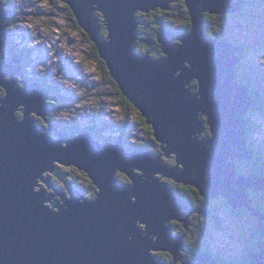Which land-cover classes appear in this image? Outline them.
Here are the masks:
<instances>
[{
	"label": "water",
	"instance_id": "1",
	"mask_svg": "<svg viewBox=\"0 0 264 264\" xmlns=\"http://www.w3.org/2000/svg\"><path fill=\"white\" fill-rule=\"evenodd\" d=\"M57 2L70 6L77 24L89 34L105 60L111 80L143 112L157 140L167 144L163 149L165 155L171 160L177 159L184 169L178 164L164 163L163 154L154 155L150 149L128 151L122 135L103 141L86 128L72 137L68 132L58 131L52 123L48 130L57 131L48 133L38 124L34 113L46 116L51 111L47 103L51 98L50 89L28 78L23 81L25 87L17 86L16 77L23 76L22 54L12 53L11 63L4 62L0 67V91L3 88L7 91L5 96L0 93L6 97L0 99V264H169L149 255L150 249L171 251L175 259L182 261L180 251L184 250L185 235H172L174 228L170 221L185 215L189 204L171 182L154 179V173L196 186L205 197L218 199L224 195L234 208L247 206L260 217L264 235V215L247 200L249 188L264 189V177L240 176L233 166L235 156H251L243 142L250 97L231 77L235 63L243 55L236 56L237 46L210 39L198 27L202 11L233 12L239 9L240 2L187 0L196 26L193 30L187 28V32L159 29L167 56L161 59L143 55L144 52L140 54L136 49L140 36L136 16L137 12L149 13L155 9L151 6L168 9L170 0ZM1 10L3 47L4 28L8 23L1 24L2 19L9 18L5 16L9 10L0 7ZM103 26L109 31L107 35L102 32ZM184 61L192 68L182 66ZM178 69L182 72L176 77L174 73ZM7 72H13L12 82H4ZM194 77L199 80L196 94L189 92L191 87L183 88ZM19 105H22L20 109ZM200 109L208 116L210 128H205V132L210 130L209 137H212L208 141L191 137L203 130ZM19 110L24 111V120L17 117ZM171 153L175 154L174 158ZM228 157H232V163ZM54 161L64 163L61 166L76 165L79 170H85L99 187L98 197L86 198L72 185L67 193L50 178L45 179L42 173L56 168ZM122 172L133 183L119 177L118 173ZM59 175L63 177L61 169ZM144 176L148 179H142ZM37 178L50 184L63 198L62 205L58 200H51L52 194L44 196V189L34 191L33 187L39 186ZM46 201L59 211L51 210ZM191 212L210 215L206 207ZM183 220L189 227L188 217ZM139 221L146 224V231L138 227ZM157 232L156 241L149 239V234ZM195 255L197 264H217L211 254ZM251 264H264V240L259 242Z\"/></svg>",
	"mask_w": 264,
	"mask_h": 264
},
{
	"label": "rangeland",
	"instance_id": "2",
	"mask_svg": "<svg viewBox=\"0 0 264 264\" xmlns=\"http://www.w3.org/2000/svg\"><path fill=\"white\" fill-rule=\"evenodd\" d=\"M12 1L22 2L23 0H12ZM25 1L27 3L30 2V0H25ZM31 1L33 2V4H29L25 7V11L27 13L22 15V18L27 20L29 27L32 30H34L35 34L42 35L43 40H45L47 44L49 45V47L51 48L50 52H48V50H45L41 52L36 51V52L31 53V57H30L31 61L32 59L35 60L38 55L42 56L43 60L49 59L51 55V58L52 57L53 58L51 60H47V62L50 65L55 63V66L53 68V71H54L53 78L56 77V79L63 81V83L65 82L68 86L72 87V91L76 95L82 96V98L74 102L72 106L66 105V106H63L62 109L58 110V114H57L58 118H68V117L70 118L72 116L76 117L78 115L77 113L78 109H81L80 110L81 113H86L87 111L89 112L99 111L104 116H107L109 118H111L115 114L118 115L119 110L117 109H119V107L117 106V104L119 101H115V100H119V98L116 93V87L112 82H110L105 77V70L103 69L102 63H101V60L103 59L96 56L95 54L96 50H95V44H94L95 42H93L89 34L85 32L79 25L76 26L70 20H68L66 9L65 10L60 9L59 4H62V3L57 2L59 3L58 6L53 8L52 4L41 3L40 0H31ZM45 1L47 2V0ZM236 1L238 3L240 2V7L238 10H234V11H241L244 7L247 9V5L251 2L249 0H242L243 2L240 0H236ZM170 2L173 4L172 0ZM251 3H252V9L248 8L247 13L245 14L246 16L242 22L238 23L236 17H230L228 19H224L225 13H229V12H225L222 15V17L219 18V20L215 22L213 20H211L210 22L208 18V21L210 23L208 25V30L214 29L218 34L220 35L222 34V36L227 41H229L232 45H235L238 48H240V50L239 51L236 50V52H238V54H240L241 56L243 55L242 60L245 59L246 62H248L250 65H254V67L250 70L249 76H248V77L253 78L254 76H256L258 72H260L261 75L264 76V11L262 10L254 11L253 10L254 2H251ZM177 6H180V5H177ZM204 12L209 13L208 10H205ZM150 13L153 14L155 13V11L151 10ZM46 16H49L48 22H46L45 20ZM149 18L154 19L153 15ZM5 20L6 19H2L1 25L4 26L6 24ZM167 22L168 23L164 25L163 27L164 29L170 28L171 31L186 32V29L181 26V22L179 19H177V17L172 16L167 20ZM103 23L104 25H107L106 21L105 22L103 21ZM155 26L157 27L158 25L155 24ZM143 27H146V26H143ZM143 27H142V30L144 32L150 30L149 27H147V30L143 29ZM103 31L105 32V30ZM236 34H238V36ZM141 37L145 38L147 37V35H143ZM214 37H218V36H214ZM31 42H32L31 36L29 35L24 36L22 40H20L19 47L23 48L26 45H28L29 47H32L33 45L28 44ZM167 42H170V39H168ZM247 43H249L248 45L251 46L248 49L246 47ZM166 47L170 48V45H167ZM145 48L149 49V47L146 45H145ZM63 54L70 55L71 57L75 58L74 59L75 62L72 67L73 70L71 73L76 78L62 77L61 74H64V68L60 66V70H59L58 62L61 56H63ZM150 55L157 56L159 57V59L162 58L156 54L154 55L150 54ZM248 55H251V56L248 57ZM83 57H89V60L87 59L84 61ZM38 59L35 60V62H37L36 67L39 70L46 69L45 64H43L44 62L42 61L39 62ZM182 64H184L185 66H188L189 67L188 69L192 68V66L187 61H184ZM236 64L238 63L236 62L235 65ZM0 67H3V65H0ZM81 68L83 69V72L85 74L84 76L80 74ZM33 69H34L33 66L28 67V71H32ZM55 73H58L59 75L55 76ZM179 75H181V72L177 70L174 73V76L177 77ZM235 75L239 80L238 82H240V76L238 74H235ZM16 78L17 80H15V83H19V78L18 77ZM3 79H4V82L13 81V79H9L7 75H4ZM80 79L84 81H80ZM238 84L241 85V83H238ZM248 84L249 83H247L246 85ZM59 85H61L60 82H59ZM194 85H195L194 82L191 80L189 83L185 84L187 88L194 86ZM241 86L247 89L245 87V84ZM246 91L253 99L255 100L256 98L257 100L259 99V96L257 97L258 93L254 94L251 92L250 89H247ZM263 91H264V88H263ZM196 93H198V90L196 91ZM4 98L6 97H3L0 95V99H4ZM1 105L2 103H0V107ZM3 105H6V103ZM20 106L22 105L18 106L19 109H20ZM20 112H23V116H24V111L19 110L17 111V117L19 119L23 118L24 120V117L20 116L19 114ZM14 114H15V111L13 112V115ZM141 114L143 117H145L143 115V112H141ZM133 115L134 116L136 115L135 111H133ZM30 116L31 118H33L32 114H30ZM204 116L206 115H204V113L201 112L200 118ZM132 118L136 119V117H132ZM203 125L206 129L210 128V125H208V118L205 119V121L203 122ZM91 130L93 131L94 134H95V130L98 132L102 131V129L100 128V122H98V126H95ZM134 132L135 133L131 134V138H130L131 141L133 142L136 141V138L132 137L136 133L140 134L142 137L145 138V134L144 132H142V129L140 127L138 129H135ZM195 134H193V136L191 137H197L200 140L207 138L203 131L199 133H195ZM161 143L164 145L163 142ZM64 146H66V143L64 144ZM166 147H167V144H166ZM162 152H163V155H165V151L162 150ZM173 155L175 154L174 153L170 154L172 158H174ZM173 162H174V159L170 160L169 164L172 166ZM63 164L64 163H61L59 161H54L53 165L56 167V171L46 170L42 173V176L45 179L47 177L50 178V181L52 180V183L57 184V180H59V178L64 180V177H61L59 175L60 168H57ZM177 164L180 165L182 169H184L182 164H179V163ZM177 164H175V166ZM72 166L77 168L76 165H72ZM135 171L143 175V172L138 170L137 168L135 169ZM155 177H158L159 181L161 180L162 182H165V183H169V182L175 183V180L173 178L164 176L162 173H154L153 178L157 180V178ZM113 178L116 180V176ZM142 179L147 180L148 178L144 176ZM149 181L153 182L152 179H150ZM37 183L39 184V186L35 185L33 187L35 192L40 191V189L42 188L45 190L44 193L46 196L50 197L51 194L53 195V198H51L52 201H55V200L60 201L62 199V197H60V195H58L57 192L53 188L50 187V184L47 185L40 178H37ZM131 183H133V180H131ZM206 198L209 199L210 201L218 200V199H214L213 197L211 198L206 197ZM133 200L135 201V197H133ZM247 200H248L249 205L253 206V201L251 200V198H249V196H247ZM45 204L49 206L51 210L55 209L54 211H59L58 207L55 208L49 201H46ZM221 217L223 221L222 227L220 225L215 226L214 223L211 224V221H213L211 219L208 222V224L202 230H200V232H198L197 235H195L196 241L199 242V244H201L202 241H205V243H209L211 247L214 250L218 251L221 255L243 258L248 248V242H247L246 237H251L253 230L251 229L246 230L245 228L247 225L243 223L242 220L235 214H230L228 212H225V214L222 215ZM241 218L247 219L246 216H243ZM170 222L172 223L175 222L174 218H172ZM170 222H167V223L169 224ZM145 226H146L145 223H140V221L138 222V227L143 228L144 231H146ZM163 226L166 227L165 224H163ZM213 229L217 231L218 230L221 231L220 237L215 236L213 240L205 239V238H211L210 236L207 237L205 234H213ZM145 235L146 233L144 232V236ZM151 238L154 239V241L157 240V236L154 234L151 235ZM214 242L216 243V246L213 245ZM215 248H218V249H215ZM166 252L168 251L160 250V249H153V250L150 249L149 255L156 256L158 258L163 259V257L166 254H168ZM150 261L151 259L149 258V262ZM179 261L180 260H178L177 262ZM195 261H196L195 259H191V262H195ZM174 262H175V259L173 262H169V263L173 264Z\"/></svg>",
	"mask_w": 264,
	"mask_h": 264
},
{
	"label": "trees",
	"instance_id": "3",
	"mask_svg": "<svg viewBox=\"0 0 264 264\" xmlns=\"http://www.w3.org/2000/svg\"><path fill=\"white\" fill-rule=\"evenodd\" d=\"M41 3H49L53 5V8L57 7L59 3H57V0H47V2L45 0H40ZM234 2H237L236 0H233ZM251 2H254V6H253V10L254 11H259L262 10L264 11V4L262 1L260 0H249ZM249 3L247 5V9L244 7L241 11H234V12H229V13H225L224 19H228L230 17H236L238 23L242 22L243 19L245 18V14L249 9H252V3ZM0 4H3V8L6 9V7H9L13 10V18L11 19V23L9 28L12 27H16L20 24L23 23L24 19L22 18V15L26 14L27 12L25 11V8H23L21 6V1L19 2H13L12 0H1ZM182 4V5H181ZM60 5V9L65 8L67 11V15H68V20H70L74 25H78L77 24V19L75 18L74 14L72 13V11L70 10V6L66 3H62L59 4ZM177 5H181L177 6ZM26 7V6H25ZM178 7V8H176ZM179 10H181L183 13H180ZM211 15L212 13L209 12ZM142 12H137V18L140 19V21L142 20L141 16H142ZM154 14H158L162 17H165L167 20L174 16L177 17V19L180 20L181 24L184 26V23L190 26V30H193L194 27L196 26V22H194V16L192 14V10L191 7L189 6L187 0H177V2L171 4V6L166 9V8H162L159 7L157 10H155ZM153 14V18L156 22H154L152 25L154 27L155 24H157L158 26L156 27L157 30H153L152 28H150L149 31H151L152 35L151 39L156 41L155 46L158 45V41H159V34H158V30L162 28V23L161 22H157V18L154 16ZM210 14L207 13H202V18L205 17L206 20H208V18H210L211 20H213L214 22L219 20V18L222 17L223 14H215L216 16H211ZM188 15L189 18H186L185 16ZM214 15V14H213ZM46 22L49 21V16L45 17ZM252 22V21H250ZM138 30L140 32V35L143 36L144 32L142 30V25L141 22L138 23ZM105 30V32L103 31ZM103 34L107 35L108 34V29L106 26H103ZM208 36L213 38L214 36H218L217 32L214 29H210L207 32ZM145 39V38H143ZM139 45L136 46V49L140 52H144L146 53V51L148 50L147 48H145V44L142 40H140L139 38ZM249 43L246 44L247 49L251 46L248 45ZM39 48V45H34L33 48L28 47L27 45L24 46L23 48H19L20 52L25 53L26 55V62H27V58L28 56L31 55V51L34 49ZM16 51V49H14ZM95 54L97 57L102 58L101 54L99 55V51L97 49H95ZM17 52V51H16ZM161 55L166 56V52L163 50L162 52H159ZM149 54H153L150 53ZM238 56H240V54H237ZM167 57V56H166ZM171 57V55H170ZM103 59V58H102ZM4 56H3V50L0 44V65H4ZM103 62H105V60H101ZM106 63V62H105ZM240 64L235 65L237 66L238 69V75L240 76V82H238V78L235 77V73L234 76H231L232 78H235L236 83H241V85H243L245 83V74H244V70L242 69V62H239ZM25 67H29L30 64L24 63ZM234 70V68H233ZM30 76H32V74H29ZM7 77L9 79H12L14 76L11 73H8ZM19 80V84H17V86L19 87H24V82L22 81L23 77L19 76L18 77ZM109 81L112 82L115 87H116V93L118 95V98L124 103L125 102V106H123L124 111L126 112L122 117H120L118 119V123L115 125L117 127V130H112L109 132H113L114 135H106L105 132L102 130L98 133H96V137L100 140H114L117 139L119 136L122 135L124 142L127 144L128 147V151L130 152H134V150H139L140 148L143 149H150L154 155H160L163 154L162 150V145L161 143L157 140L155 133H154V128L153 126L148 124V120L146 117H143L139 108L130 100V99H126V96L121 92V90L119 89V87L109 78ZM195 85L197 83H199L198 79H195ZM55 83H57V81H54ZM246 85V84H245ZM251 92L254 94H257V90H255V87L250 84ZM198 87H196L195 89H197ZM194 89V90H195ZM51 92L53 94H56L54 98H49L47 100V103L51 105V112H52V116H56L57 115V108L62 109L61 106V102H60V96L65 97L63 92V89L57 85L54 84L53 88H51ZM0 93L5 96L7 95V91L5 88H3ZM60 95V96H59ZM260 96H264L262 93L260 94ZM126 99V100H125ZM131 102V103H130ZM133 111H135L136 115H133ZM20 116H23V112L19 113ZM34 116L37 119L38 124H41L42 126L49 128L50 124L48 122V119L51 117L50 115L47 116H41L37 113H34ZM132 117H136V119H133ZM250 117V116H249ZM248 118V117H247ZM249 119V118H248ZM59 125H62V120H58L57 121ZM96 126V123H88V127L90 126ZM65 127L66 132L68 133H77V131L80 129L78 126H72L69 124L63 125ZM141 128L142 132H144L145 134V138L142 137L140 134L136 133L134 136L136 138V141H131V134L134 128ZM257 125L255 122L253 121H249L246 120V126H245V130H244V134L245 137L243 139L244 142V147L245 149L250 152L249 146H250V142L249 140H246L245 138L246 135L248 134L249 136H251V132H253L256 129ZM243 129V126H242ZM211 133L210 130L206 131L205 134L209 137V134ZM211 138V137H209ZM252 144V142H251ZM257 150V149H255ZM258 154L264 158V152L257 150ZM162 160L168 164V162L171 160V158L167 155H163L162 156ZM177 164V160L174 159L173 165ZM61 170L63 171V177H65V180H62L61 178H59V180H57V184L59 185V187L64 190L65 192L69 193V189L70 186L72 185L75 188H78L79 191L81 192V194H84L86 198L89 199H93L95 197H98V191H99V187H97L96 185H94L92 179L88 176L87 173H85L82 170H79L78 168H75L73 166L71 167H67V166H63L61 167ZM255 171L254 174H263L261 172V170L259 169H252ZM123 174L118 173L119 177H121L124 181L126 182H130L131 183V178L129 177L128 174L122 172ZM264 175V174H263ZM176 188L177 191H180L181 195L184 196L186 198V200L190 203V204H194L195 206H200V205H204L205 207H209L212 208L214 214L212 215V217H209L206 213H194V214H190V216H192L193 218H191L192 220V224L189 225V227H186V225L183 222H173V231H172V235H177V234H184L185 235V241L186 243H189L192 247L196 248V250L198 251V249H202L203 247L206 246L205 241H202V244H199V242L196 241L195 239V235H197L198 232H200L201 228L203 229L208 222L210 221V219L212 218L213 221H211V224L214 223L215 226L216 225H220L221 227L223 226V221L221 220V214H217L219 212L225 211L228 212L230 214H235L234 211L232 210V208L227 204L229 203L227 199L220 197L222 199L223 202H221L220 200H212L210 202H208V199L206 201V199L202 196L201 191L199 188H197L196 186H190L187 185L185 183H178L177 186H174ZM68 196H70L68 194ZM251 198L253 200V206L256 208H259L263 211L264 213V191H257V190H253L251 191ZM215 199V198H214ZM226 203L225 208L223 207V204ZM263 206V208H262ZM217 214V215H216ZM216 215V216H215ZM215 216V217H214ZM201 217V219H200ZM246 220V219H244ZM259 218L257 217H252L251 219H249L247 222V226H246V230L248 228H253L256 227V230H254V233L256 234L257 237H246L250 238L252 240H255V249H258V244L261 240H264V235L262 234V227L259 224ZM212 228V226H211ZM252 230V229H251ZM207 237H209L208 234H205ZM205 239H211V238H205ZM204 239V240H205ZM209 248H206L205 251H209ZM184 251V250H183ZM252 255L253 253L250 252L249 260L246 264H251L252 262ZM164 258L168 261V262H173L175 259V254L171 251L168 252V254H166L164 256ZM167 262V263H168ZM179 264H184L183 262H180ZM238 264H241V262H239Z\"/></svg>",
	"mask_w": 264,
	"mask_h": 264
},
{
	"label": "clouds",
	"instance_id": "4",
	"mask_svg": "<svg viewBox=\"0 0 264 264\" xmlns=\"http://www.w3.org/2000/svg\"><path fill=\"white\" fill-rule=\"evenodd\" d=\"M233 3H238V2H234L233 0H231ZM0 2H1V0H0ZM175 2H177V0L176 1H173V3H175ZM29 4H33V2L30 0V2L29 3H27L25 0H23L22 2H21V6L23 7V8H25V6H27V5H29ZM171 4L172 3H170L169 4V7L171 6ZM0 7L2 8V9H4L3 8V5H0ZM159 7H157V8H155V9H153L154 11L155 10H157ZM5 11H7V10H9V13L8 14H5V16H7V17H9V18H4V19H6L5 20V23H8L7 24V26L4 28V31H5V34H6V38H3V44H4V46L2 47V50H3V55H4V58H5V60H4V62L6 63V64H10L11 63V60L14 58V56H13V54L14 55H21L22 54V66H20L21 68H22V74H23V76L22 77H28L29 76V74H30V71H28V68L27 67H25L24 66V63H27V64H30V66H33V65H37V62H35V60L36 59H38L39 61H47V60H43V58H42V56H40V55H38L37 56V58L34 60V59H32V61H31V59H30V57H31V55L30 56H28V61L26 62V55H25V53H23V52H20L19 51V49H18V47H19V43H20V40H22V38L24 37V36H31L32 37V42L31 43H28V44H30V45H33L32 47H30V48H33L34 47V45H39V48H37V49H34V50H32L31 52L33 53V52H36V51H45V50H48V52H50L51 51V48L49 47V45L47 44V42L45 41V40H43V37H42V35L41 34H39V35H37V34H35V32H34V30H32L30 27H29V24H28V22H27V20L26 19H24V21H23V23L22 24H20V25H18V26H14V27H12V28H9V26H10V23H11V19L13 18V10L11 9V8H9V7H6V9H4ZM63 10V9H62ZM209 11V10H208ZM1 13L3 12V10H1L0 11ZM151 12V11H150ZM149 12V13H150ZM199 12H201V10H199ZM210 12V11H209ZM202 13H205L204 11H202ZM212 13V15L210 14V13H207V14H210L211 16H213V18H214V16H216L215 14H224L225 12H218V13H216V12H211ZM214 14V15H213ZM201 16H203V15H201ZM137 21H138V23L139 22H141L140 21V19H138L137 18ZM209 21L211 22V19L209 18ZM209 21L208 20H206L205 19V17L204 18H202V22H201V24H198V27H201L202 28V32H204L205 33V35L207 36V37H209L208 36V34H207V32L209 31L208 30V25L210 24L209 23ZM168 23V22H167ZM166 23V24H167ZM213 23V22H212ZM166 24H163L162 23V28L160 29V30H170L171 31V29L170 28H167V29H164L163 27H164V25H166ZM181 26L182 27H184L185 29H186V32H187V27H185V26H183L182 24H181ZM139 31V30H138ZM140 33V32H139ZM159 34V33H158ZM144 35H146V33L144 32ZM217 35H218V37H213V38H211V37H209L210 39H213V40H218V41H226V42H228V43H230L229 41H227L223 36H222V34L220 35V34H218L217 33ZM237 36H238V34H236ZM148 36V35H147ZM18 38V39H17ZM139 38H142L143 39V37H141V35L139 36ZM151 40H150V37H149V42H150ZM159 41H160V37H159ZM231 44V43H230ZM28 46V45H27ZM29 47V46H28ZM20 48V47H19ZM14 49H16V51L14 50ZM61 50V49H60ZM13 53V54H12ZM139 53L141 54V53H143V52H140L139 51ZM235 54L237 55L238 54V52H236L235 51ZM154 55V54H153ZM252 55V54H251ZM251 55H248V57H250ZM214 56H216L217 58H219V55H218V53H214ZM238 56V55H237ZM241 56V55H240ZM50 57H51V55H50ZM153 57H155V58H159V57H157V56H153ZM160 57H164V56H160ZM75 58L74 57H71L70 55H64L63 54V56H61V58H60V60H59V62H58V67H59V70H60V66L61 67H63L64 68V74H61L60 72V74L62 75V77H65V78H76L75 76H73L72 75V67H73V64H74V62H75V60H74ZM35 62V63H34ZM239 62H242V69L244 70V74H245V83L244 84H247V83H249L248 85H250V84H252L254 87H255V90H257V97L259 96V99L257 100V98H256V100L255 99H253L250 95H249V97H250V106H249V108L247 109V111H246V113H245V126H246V120H249V121H253V122H255L256 123V125H257V127H256V129L253 131V132H251V136H249L248 134L246 135V137L247 138H245L246 140H249V142H250V140H251V142H252V144H251V142H250V146H249V149H250V152H251V156L250 157H247V158H242V157H240V156H235L234 157V160H233V166L235 167V170H236V173L238 174V175H240V176H244V177H248V176H253V175H258V176H262V177H264V158L263 157H261L259 154H258V152H257V150H259V151H262V152H264V113L262 112V111H260V107H263L264 106V96H260V94L262 93L263 95H264V91H263V89H260V87H259V85H258V83L257 82H254V83H252V79L253 78H251V77H248L249 76V72H250V70L254 67V65H250L248 62H246V60L245 59H243L242 60V57L237 61V63L238 64H240ZM54 64V66H55V63H53ZM238 64H236V65H238ZM16 65V62H14L13 63V66H15ZM4 66V65H3ZM182 66H184V64H182ZM187 68H189V67H187ZM245 68L247 69L246 70V72H245ZM191 69V68H190ZM234 72H235V74H238V69L236 70V69H234ZM8 73H11L12 75H13V72H7V75H8ZM53 74H54V71H53ZM80 74L82 75V76H84L85 74H84V72H83V69L81 68V72H80ZM57 75H59L58 73H55V76H57ZM19 76H21L20 74H18V77ZM54 76V77H55ZM195 79H197L196 77H194V78H191V81H193L194 83H195ZM57 81V83H55L54 81ZM33 81H40V80H37V79H35V80H33ZM51 81L53 82L52 83V85L50 86V95H51V98H54L55 97V95L56 94H53L52 92H51V88H53V86H54V84H57V85H59V82L61 83V85H59L62 89H63V94H64V96L65 97H62V96H60L61 98H60V102H61V106L63 107V106H66V105H70V106H72V104L74 103V102H76L77 100H79V99H81L82 98V96H78V95H76L73 91H72V87H70V86H68L65 82L63 83V81H60V80H58V79H56V77L55 78H53V76H52V79H51ZM80 81H84V80H82V79H80ZM41 82V81H40ZM43 85H45L43 82H41ZM46 86V85H45ZM48 87V86H47ZM196 87H198L197 89H195ZM183 88L184 89H187V87L185 86V84L183 85ZM247 89H250L249 87H246ZM195 89V90H194ZM246 89V90H247ZM197 90H199V84L197 83L196 85H194V86H191V88L189 89V92H191L192 94H196V91ZM251 90V89H250ZM119 107V109H117V110H119V113H118V115H114V116H112L111 118H109V117H107V116H104L102 113H100L99 111H97V112H89V111H87L86 113H81L80 112V110L81 109H78V111H77V113H78V115L75 117H68V118H58V115H56V116H52V112L50 111L47 115H50L51 117L48 119V122H49V124H50V127H51V123H52V125H54V127H56V129L58 130V131H60V132H66V130H65V127L63 126V125H66V124H69V125H72V126H78L80 129L79 130H83V129H86V128H89V129H92V128H94L95 126H90V127H88V123H96V126H98V122H100V128L105 132V134L106 135H114L113 134V132H109V131H112V130H117V127L115 126L117 123H118V119L120 118V117H122L123 115H120L121 113H120V110H121V108H120V106H118ZM69 109V108H68ZM68 109H66V110H68ZM201 112H203L204 113V115H206V116H204V117H202V118H200L201 119V121H205V119L206 118H208V116H207V114L202 110V109H200V113ZM46 115V116H47ZM250 116V117H249ZM249 119H248V118ZM58 120H62V125H59L58 124ZM40 126L44 129V130H46L48 133H53V132H56L57 130H53V131H49L48 129L50 128H46V127H44V126H42L41 124H40ZM202 131L205 133V127H204V125L202 124ZM78 130V131H79ZM96 133H98V131H96L95 130V135H96ZM70 134V136H72V137H75L76 136V133L75 134H73V133H69ZM59 136V135H58ZM193 136V135H192ZM205 136L207 137L206 139H203L204 141H208L210 138L205 134ZM123 138V137H122ZM212 138V137H211ZM115 140V139H114ZM103 141H107V140H103ZM201 141V140H200ZM206 147H210V145H209V143H206ZM162 148L164 149V146H162ZM255 149H257V150H255ZM228 161L230 162V163H232V157H228ZM164 162V161H163ZM170 162V161H169ZM169 162H168V164H169ZM165 163V162H164ZM178 163V162H177ZM180 164V163H179ZM172 166H175V165H173L172 164ZM61 167H63V166H60V167H57V168H60L61 169ZM252 169H260L261 170V172L263 173V174H254L255 173V171L254 170H252ZM64 180H65V177H64ZM51 182H52V180H51ZM172 183V185L173 186H175V183H177V182H175V183H173V182H171ZM178 184V183H177ZM73 188H75V187H73ZM76 190H78L79 191V189L78 188H75ZM253 190H257V191H264V189H256L255 187H252V188H249L248 189V191H249V198H251V191H253ZM80 192V191H79ZM81 193V192H80ZM82 195V194H81ZM203 196V195H202ZM205 199H206V201H207V198L205 197V196H203ZM220 197H223V198H225V199H227L228 200V198L226 197V196H224V195H221ZM218 198V200H220L221 202H223L222 201V199L221 198ZM251 200H252V198H251ZM253 201V200H252ZM208 202H210V200L208 199ZM187 203L189 204V210H187V215L185 214V215H182L183 216V219L184 218H186V217H188V215L189 214H194V213H202V212H190V210H195L196 208H198V209H202L203 207H205V204L204 205H200V206H195V205H192V204H190L188 201H187ZM231 208H232V210L234 211V213H237V209H239V208H241V207H243L244 205H239V206H236L235 208L230 204V203H227ZM245 207H247V206H245ZM252 207H254V206H252ZM206 208L209 210V213H210V215H209V217H212V215L214 214V212H213V210H212V208H209V207H207L206 206ZM248 208V207H247ZM256 210H258L259 211V208H256V207H254ZM249 209V208H248ZM250 210V209H249ZM217 214H221V215H224L225 214V211L223 212H219V213H217ZM216 214V215H217ZM264 214V213H263ZM215 215V216H216ZM214 216V217H215ZM239 217V216H238ZM191 218H193L192 216H190V217H188V219H189V221L191 222V224L193 223L192 222V220H191ZM241 220H242V222L244 221V219H242L241 217H239ZM260 218V217H259ZM212 219V218H211ZM210 219V220H211ZM221 220H222V217H221ZM185 224V223H184ZM259 224H260V222H259ZM172 225H173V223H172ZM261 226V225H260ZM201 230H202V228H201ZM177 235H184V234H177ZM210 237H211V239L213 240L214 239V237L216 236V237H220V235H221V231H217V230H214L213 229V234H208ZM171 236V235H170ZM149 239H151V237L149 236ZM152 241H154V239H152ZM156 241V240H155ZM184 248H185V246H186V241H185V238H184ZM202 244V243H201ZM206 245H207V248H209L210 250L207 252V251H200V250H196V254H198L199 252H203V253H207V254H213V251H214V253L215 254H217L218 256L217 257H214V256H212L213 257V260L214 261H216L217 262V264H227V263H232V264H238L239 262H241V260L245 257V255H244V257L243 258H239V257H231V256H227V255H221L218 251H216V250H214L212 247H211V245L209 244V243H205ZM213 245L214 246H216V243L214 242L213 243ZM258 246V245H257ZM183 248V249H184ZM194 248V247H193ZM248 248H249V246H248ZM248 248H247V252H248ZM215 249H218V248H215ZM182 251L183 250H181L180 251V255L182 256ZM195 251V250H194ZM258 251V249H255V246L250 250V252L251 253H256ZM169 252V251H168ZM168 252H166V253H168ZM246 252V253H247ZM219 255H220V257H219ZM225 257V258H224ZM226 258H229V259H226ZM163 259L166 261V262H168L164 257H163ZM181 259H182V257H181ZM196 261L195 262H191V259L190 260H187L189 263H192V264H197L198 263V259L195 257L194 258ZM179 259H175V263L174 264H179L180 262H183L184 264L185 263H187V261H184V260H182V261H179V262H177ZM186 260V259H185ZM237 260H239V261H237ZM169 263V262H168ZM170 264V263H169Z\"/></svg>",
	"mask_w": 264,
	"mask_h": 264
},
{
	"label": "flooded vegetation",
	"instance_id": "5",
	"mask_svg": "<svg viewBox=\"0 0 264 264\" xmlns=\"http://www.w3.org/2000/svg\"><path fill=\"white\" fill-rule=\"evenodd\" d=\"M182 5V4H181ZM181 5H180V7H181ZM65 10V9H64ZM179 12L180 13H183L181 10H179ZM154 14V13H153ZM152 13H143L142 14V16H141V18H142V20H141V25L142 26H146V27H143V29H146L147 30V27H150V28H152L153 30L155 29V30H157V28L156 27H154L152 24L154 23V22H156L154 19H150L149 17H151L152 15H153ZM144 16H146V17H144ZM154 16L157 18V22H161V23H163V24H166L167 23V19L165 18V17H162V16H160V15H158V14H154ZM186 18H189V16L188 15H186L185 16ZM184 26L185 27H187V28H190V26L189 25H187V24H185L184 23ZM144 32V31H143ZM146 33V35H148L147 37H145V39H142V38H140V40H142L143 42H144V44L146 45V46H148L149 47V49L146 51V53H144L143 55H147V56H149V52L150 53H153V54H156V55H159V56H163V55H161L159 52H162L163 51V48H162V42L161 41H158V45L157 46H155V44H156V41H154V40H152L151 39V36L152 35H154V34H152L151 33V31H146L145 32ZM142 35V34H141ZM149 37H150V42H149ZM138 42H139V39H138ZM138 45H139V43H138ZM89 60V57H83V60L85 61V60ZM39 62H41V61H39ZM42 62H44L43 64H45V67H46V69H44V70H39L37 67H36V65H33V67H34V69L32 70V71H30V74H32V76H28V77H23V79H22V81H24L26 78H28V79H31V80H35V79H37V80H40L41 82H43L46 86H48L49 88H50V86L52 85V81H51V79H52V76H53V68H54V64H48V62L47 61H42ZM101 63H102V67H103V69L105 70V77L109 80V78L111 79V76H110V74L108 73L109 71H108V68H107V65H106V63L105 62H103V61H101ZM20 80V79H19ZM127 99V98H126ZM115 101H119L118 102V104H117V106H120L121 107V110H120V115H124L126 112L124 111V109H123V106H125V102L123 103L120 99L119 100H115ZM131 103V102H130ZM58 110H59V108H57V114H58ZM178 184L177 183H175V186H177ZM194 205V204H193ZM225 205H226V203H224L223 204V207L225 208ZM262 208H263V206H262ZM224 212V211H223ZM258 213H263V211L261 210V209H259V211H258ZM186 215H187V213H186ZM235 215L236 216H239V217H243V216H246L247 217V219L246 220H244L243 221V223H245L246 225L248 224V220L249 219H251L252 217H257V218H259V216H258V214L257 213H255V212H252V211H250L247 207H245V206H243V207H241V208H239V209H237V213H235ZM188 217H190V214L188 215ZM200 219H201V217H200ZM259 220H260V218H259ZM175 222L176 221H179V222H183V223H185L184 222V220H183V216H180V218H178V219H175L174 220ZM260 222V221H259ZM221 224H223V223H221ZM248 229H250V228H248ZM252 230H253V233L251 234V237H257L256 236V234L254 233V230H256V227H253V228H251ZM152 234H158L159 235V232H157V233H151V234H149V236L151 237V235ZM166 234H169V235H171V233L170 232H166ZM247 242H248V246H249V248H248V252L245 254V257L241 260V264H246L247 262H248V260H249V255H250V250L255 246V240H252V239H250V238H247ZM207 248V245L205 246V247H203L202 249L200 248V249H198V250H200V251H204L205 249ZM195 250V251H194ZM195 253H196V248H193L189 243H187L186 244V246H185V248H184V251H182V260H184V261H186V260H190V259H194L195 257H196V255H195ZM184 254V255H183ZM213 255H214V257H217L218 255L217 254H215L214 253V251H213ZM219 257H220V255H219ZM225 258V257H224ZM186 259V260H185ZM226 259H229V258H226ZM237 261H239V260H237ZM227 264H232V263H227Z\"/></svg>",
	"mask_w": 264,
	"mask_h": 264
},
{
	"label": "bare ground",
	"instance_id": "6",
	"mask_svg": "<svg viewBox=\"0 0 264 264\" xmlns=\"http://www.w3.org/2000/svg\"><path fill=\"white\" fill-rule=\"evenodd\" d=\"M170 1H171V0H170ZM151 7H152V8H157V7H154V6H151ZM106 24H107V21H106ZM138 39H139V38H138ZM138 39L136 40V41H137L136 44H138ZM239 50H240V48L238 49V51H239ZM52 58H53V57H52ZM52 58L50 57L48 60H51ZM184 66H185V65H184ZM185 67H188V66H185ZM234 69L237 70V66L234 65ZM178 70H179L180 72H182V69H178ZM87 77H88V76H87ZM245 87H248V85H245ZM208 125H209V123H208ZM135 129H137V128H134V129H133L132 134L135 133V132H134ZM195 135H196V134H195ZM211 139H212V138H210L209 140H211ZM209 145H210V144H209ZM164 146H165V147H164V149H165V148H166V144H164ZM53 171H56V168H54ZM83 171H84L85 173H87L85 170H83ZM43 195L46 196L45 193H43ZM50 197H51V196H50ZM51 200H52V199H51ZM62 200H63V198L60 200V204H61V205L63 204V201H62ZM55 208H56V207H55ZM54 210H55V209H54ZM56 210H57V209H56ZM212 256H214V255L212 254Z\"/></svg>",
	"mask_w": 264,
	"mask_h": 264
}]
</instances>
